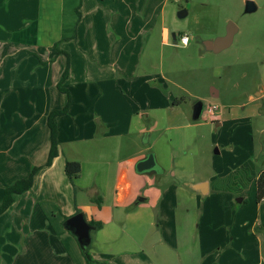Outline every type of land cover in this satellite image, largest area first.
Wrapping results in <instances>:
<instances>
[{
    "label": "rangeland",
    "instance_id": "374dc122",
    "mask_svg": "<svg viewBox=\"0 0 264 264\" xmlns=\"http://www.w3.org/2000/svg\"><path fill=\"white\" fill-rule=\"evenodd\" d=\"M246 1H254L258 10L245 14ZM118 3L114 4L112 0H84V7L79 13L82 11L87 19L78 26L73 41L66 40L56 46L59 51L65 50L67 53H57L56 47L51 49V64L48 63L47 53L41 57L30 47L23 48L39 67L53 68L59 62L56 58L60 55L63 70L69 64L70 71H74L69 81L67 79L63 83V86L76 84L79 90L73 112L65 115L62 124L59 123L62 130L59 142L66 151L69 141L91 137L100 129L126 134L99 143L74 144L84 152L88 145L95 146L93 163L90 154L82 158V179L90 182L98 167L100 174H106V183L110 185L116 179L120 161L136 157L143 149L147 154H156L160 164L169 172L174 166L186 170L182 174L183 180H197L209 176L213 169L233 165L237 157L246 155L251 146L253 150H260L262 135L257 128L264 119V114H261L263 107L258 108L260 111L254 109L264 101L252 103L249 97L264 92V0H118ZM19 4L27 7L28 12L21 13ZM114 7L117 12H114ZM40 8L39 0H0V22H6L8 38L27 29L24 27L25 19L32 21V24L40 21ZM98 9L102 12H96ZM183 9L188 11V15L181 19L178 13ZM115 20L120 28L117 30L122 33V42L121 47L113 52H119L114 66L117 69L125 66L131 79L126 76V79L119 80L125 89L124 98L122 93H104L109 97L119 96L118 104L112 105L106 115L101 102L95 108L96 98L101 92L84 93V87L90 85L89 82H93L94 89L101 87V83L104 85L102 74L108 68L105 64L106 68L102 65V69L101 64L108 61L101 57L98 60L97 54L92 57V52L85 51V48H89L91 42L93 47V42L105 38L104 21L110 26ZM229 23L238 28L232 46L219 54L207 52L203 41L225 36ZM165 28L170 33H177L179 45L174 46L172 38L170 44L163 43ZM4 32L5 29L0 27V36L8 39L6 34H2ZM183 35L189 37L187 46L180 43ZM3 45L0 43V52ZM113 61L114 57H109V65ZM87 67L93 71L92 80L95 77L96 81L87 80L90 78L86 75ZM216 92L219 93L218 98L212 96ZM1 99L3 94L0 95ZM199 101L204 109L200 119L194 121L193 111ZM212 105L219 107L214 117H210L207 110ZM96 110L101 117L96 115L99 114ZM219 122L221 125L217 126ZM100 131L99 135L102 136L103 132ZM144 132L151 133L146 146H143ZM70 143L73 144V141ZM49 157L50 153L44 164L48 163ZM6 162L3 159L0 165L5 166ZM18 164L19 161L12 158L11 165H7L9 173L15 178L18 177ZM26 174L21 173L23 179L29 177ZM155 175L158 176L157 173ZM15 178L13 183L22 179ZM167 179L171 180V177L167 176ZM4 190L0 185V204ZM80 193V200L83 199V204L88 205V195ZM21 201L12 214L0 218V264H63L64 261L77 262L76 256L82 258L83 264L87 263L76 238L65 233L62 235L60 231L58 233V222L42 217L36 205H29L25 211V199ZM107 204L114 214L120 213L112 197L107 198ZM160 210V207L147 205L138 212L147 221L155 216L164 218L165 210ZM32 211L38 212V217L34 215L36 220L33 221L30 220ZM137 224L134 220L113 222L111 229H128L118 239L117 245L131 238V246H140L146 225ZM112 256L115 257V254ZM257 256L255 252L253 259L247 261L239 257L237 264H253Z\"/></svg>",
    "mask_w": 264,
    "mask_h": 264
},
{
    "label": "crops",
    "instance_id": "0c3cea01",
    "mask_svg": "<svg viewBox=\"0 0 264 264\" xmlns=\"http://www.w3.org/2000/svg\"><path fill=\"white\" fill-rule=\"evenodd\" d=\"M39 2L42 13L40 21L32 24V21L25 19L24 27L27 29L20 34L8 38L7 24L0 22V27L5 29L2 34H6L8 38L0 36V43L4 44L0 52V95L3 94V99L0 100V164L3 163V159L7 161L5 166L0 165V185L4 190L14 181L15 177L9 173L7 166L11 165L12 158L19 161L16 171L18 177L15 180L23 179L21 173L30 175L34 167L39 168L32 189L16 196L12 207L0 218L12 214V210L25 199V211L29 205H36L42 217L58 222V233L60 231L62 235L65 233L73 236L64 228V219L75 215L77 210L83 211L89 222L93 221L100 225L92 234L90 246L94 264H237L239 257L244 258V261L253 259L255 252L258 256L253 264H264V146L261 142L260 150H253L251 146L246 155L237 157L233 165L213 169L209 176L197 180L194 178L183 180L182 174H185L186 170L182 167L174 166L170 172L167 171L160 164L156 154L158 176L139 175L135 167L137 162L147 155L146 149H143L136 157L120 161L116 179L110 185L106 183V174H100L101 169L98 167L93 173L92 180L84 181L82 166L81 176L75 181L77 187L75 190L65 172L66 161L81 163L84 155L90 154V161L93 163L95 146L88 145L84 152L77 149L74 144L99 143L126 134L100 129L103 132L102 136L99 135L101 132L99 130L91 137L71 140L73 144L69 141L66 145L67 151L60 144L62 130L59 123L62 124V119L73 112L78 87L76 84L63 86L68 94L59 90L58 84L65 70L60 55L56 58L59 62L54 64L53 68L39 67L36 60L28 56L23 48L30 47L41 57L47 53L48 63L51 64L50 53L53 51L51 49L66 40L73 41L78 26L87 17L82 15V11L81 17L78 16V12L84 7V0ZM112 3L119 5L118 0H112ZM101 8L103 10V7ZM114 9L116 10L114 12H117L116 7ZM19 10L21 13L28 12V8L21 4ZM102 10L98 9L96 12ZM105 22H103L105 38L93 42V47L91 42L89 48H85V51L92 52V57L97 54L98 60L100 57L107 59L108 63L101 64L102 69L106 68L105 64L108 68V71L102 74L104 85L101 83V87L97 86L94 89L93 82H89L90 85L84 87V93L101 92L96 98L95 108L101 102L104 113L108 115V109L118 104L119 96L109 97L104 93L118 95L122 93L121 96L124 98L125 89L119 80L126 79V76L127 79H131V74L126 73L125 66L121 69L114 66L119 52L114 54L113 52L121 47L122 33L116 20L112 21L110 26ZM87 25L90 27L91 24ZM163 43H171V33L167 28L163 30ZM109 57H114L110 65ZM87 69L86 75L91 78L87 80L96 81L95 77L92 80L94 73L91 68ZM73 75L72 70L67 81ZM213 95L214 98L219 97L218 92ZM249 99L252 103L263 102L264 92L250 95ZM68 104V114L57 120L58 142L60 141L58 156L51 166H47L44 162L51 149L48 117L52 111L61 110ZM258 108H262L261 114H264V103L254 110L260 111ZM96 112L99 113L98 110ZM96 115L101 117L100 113ZM219 125L221 122L217 126ZM257 131L262 135L261 140L264 142V119L261 120V126ZM144 133L146 135L144 138L149 143L151 133ZM147 143L143 142V146ZM250 143L252 145V141ZM167 176L171 177V180H168ZM79 191L80 194L88 195V198L85 197L88 205L83 204V199L80 200ZM108 197H112V202L117 210L120 209V213L114 214L113 209L107 204ZM140 197L144 200L139 201ZM99 198L102 199L101 206L96 203ZM147 205L152 208L160 207V211L164 209V218L161 216L158 219V216H155L154 219L145 221V217L142 218L138 211ZM58 209L60 211L57 213ZM123 210L128 212L122 213ZM36 214L38 217V212L32 211L31 221L36 220L34 217ZM124 220H134L138 222L137 225H146L139 247L131 246V238L117 245L118 239L124 236L128 229L122 230L117 227L111 229L110 226H113L114 221L121 223ZM31 234L33 235V232ZM112 254H115V257ZM76 260L77 262L72 260L70 263L64 261L63 264L84 262L80 256H76Z\"/></svg>",
    "mask_w": 264,
    "mask_h": 264
},
{
    "label": "water",
    "instance_id": "95a60500",
    "mask_svg": "<svg viewBox=\"0 0 264 264\" xmlns=\"http://www.w3.org/2000/svg\"><path fill=\"white\" fill-rule=\"evenodd\" d=\"M258 10V6L254 1H246L245 4V14H251ZM188 15V11L186 9L181 10L178 13L179 18H185ZM238 33V28L235 24L229 23L226 35L223 37H218L215 40H206L203 41V47L207 52H212L215 54H219L226 49H229L233 42L235 35ZM171 38L173 41V45L177 46V33L172 32ZM214 97V95L212 94ZM204 109V105L201 101L197 102L194 111H193V120L198 121L202 115ZM144 143H147V139L144 138ZM262 146H264V142L261 140ZM136 172L140 175H148L153 176L158 173L159 165L157 163L156 157L153 153L147 154L143 159L139 160L136 164ZM197 189V188H195ZM198 190V189H197ZM204 194V193H202ZM144 198L140 197L139 201H143ZM64 228L70 232L78 241L81 250L86 253L90 248L92 243V234L98 230L97 226L92 225L86 215L81 212L78 214L69 217L64 222Z\"/></svg>",
    "mask_w": 264,
    "mask_h": 264
},
{
    "label": "trees",
    "instance_id": "16d2710c",
    "mask_svg": "<svg viewBox=\"0 0 264 264\" xmlns=\"http://www.w3.org/2000/svg\"><path fill=\"white\" fill-rule=\"evenodd\" d=\"M82 2V0H80ZM81 7V4L77 8V12L79 11ZM78 16L81 17L80 13L78 12ZM56 47V46H55ZM57 53L61 54V51H59L56 47ZM68 63V62H67ZM70 73L69 69V64H67V67L63 73V76L61 78L60 83L58 84V88L61 92L68 94V91L63 88V83L68 79ZM69 112V104L64 107L61 110H54L50 113L48 117V127L50 129L51 133V149H50V157L47 163V166H51L53 160L58 156V125H57V119L60 117H63L67 115ZM39 171L38 167H34L29 175V177L21 179L16 181L15 183L9 185L5 190H4V196L2 199V202L0 204V217L4 215L14 204L15 198L18 195H22L27 191H30L33 187L34 184V177L36 173ZM65 172L70 180L71 184L73 187L75 186V181L80 178L81 173H82V165L78 161H66L65 164ZM96 203L101 206L102 204V199L99 198L96 200ZM81 213L80 210H77L76 214ZM69 217H65L64 221H66ZM92 225L100 227V225L96 222H90ZM83 252V251H82ZM84 256L86 257V264H94V261L90 255V248L87 250L86 253H84Z\"/></svg>",
    "mask_w": 264,
    "mask_h": 264
},
{
    "label": "built area",
    "instance_id": "2783aa9c",
    "mask_svg": "<svg viewBox=\"0 0 264 264\" xmlns=\"http://www.w3.org/2000/svg\"><path fill=\"white\" fill-rule=\"evenodd\" d=\"M189 37L186 36V35H183L180 39V43L183 45V46H187L189 44ZM179 43V42H178ZM179 45V44H178ZM207 110H208V113H209V116L210 117H214L216 112L219 111V107L218 106H215V105H212V106H208L207 107Z\"/></svg>",
    "mask_w": 264,
    "mask_h": 264
},
{
    "label": "flooded vegetation",
    "instance_id": "af4514ba",
    "mask_svg": "<svg viewBox=\"0 0 264 264\" xmlns=\"http://www.w3.org/2000/svg\"><path fill=\"white\" fill-rule=\"evenodd\" d=\"M236 36V35H235Z\"/></svg>",
    "mask_w": 264,
    "mask_h": 264
}]
</instances>
